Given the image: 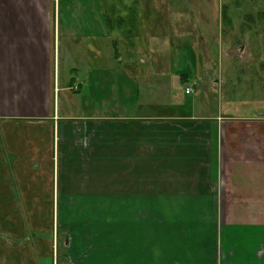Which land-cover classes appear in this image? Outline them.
Masks as SVG:
<instances>
[{"label":"crops","instance_id":"0c3cea01","mask_svg":"<svg viewBox=\"0 0 264 264\" xmlns=\"http://www.w3.org/2000/svg\"><path fill=\"white\" fill-rule=\"evenodd\" d=\"M204 2L0 0V264H264V67L217 51L264 22Z\"/></svg>","mask_w":264,"mask_h":264},{"label":"rangeland","instance_id":"374dc122","mask_svg":"<svg viewBox=\"0 0 264 264\" xmlns=\"http://www.w3.org/2000/svg\"><path fill=\"white\" fill-rule=\"evenodd\" d=\"M64 3V7L67 9L70 6H87L88 4H93L97 0H62ZM195 1V0H194ZM207 1L203 3L205 6L207 5ZM19 5L20 2L18 1ZM105 4H109V0H104ZM223 9L226 8V11L224 10V21H235V22H244L249 23L251 20L258 21V22H264V0H223ZM23 9H29V6L26 2L22 4ZM253 16H252V15ZM72 15L76 16L74 17L75 20H84L79 15L80 13H73ZM14 20L19 23V25L23 26L25 21H28V17L26 14H17L14 17ZM69 20V19H68ZM71 20V19H70ZM225 29H227L225 27ZM226 39H228L225 43L220 44L218 47V52H220L224 59L230 58V64L228 65L229 69H233L236 66H238V70H240L239 74L244 71V69H247L251 65L255 64V69L263 68L264 65L257 63L258 60L253 61V58L255 56H262L263 57V63H264V43H258V44H251V38L246 39L243 42H240L239 44H236V39H232V37H228V31H225ZM88 45H76V44H67V41L62 42L60 45V51L58 48V45L55 46L53 42L51 44L49 43L46 46V52L49 57V69L52 70L54 66V53L57 52V58L58 54L60 56V70H61V77L62 82H75L74 79H79V83L83 85V90L80 91L78 95L79 101V108H76L74 110V113L77 115H84L86 116L88 109H87V87H86V69L88 67L89 62L87 61L86 57V51H87ZM183 48V50L186 52L188 49L185 47H179ZM33 50V49H32ZM209 51H211L209 46ZM71 51V52H70ZM261 54H258L260 53ZM74 53L76 56L74 61H69L71 54ZM70 54V55H68ZM80 55L81 59L77 56ZM83 55H85L83 58ZM79 60V61H78ZM179 62H177L178 64ZM257 63V64H256ZM183 67L184 64H181ZM175 69H177V66L175 65ZM249 74V72L247 73ZM245 78V76H244ZM252 76L250 74V78H248L249 81H251ZM189 82H192V79L189 80ZM264 97V95H263ZM260 98V97H259ZM72 110V109H71ZM59 240V237H58ZM63 247L61 248V242H60V253H59V260L62 256ZM58 255V252H57ZM50 264H52V260L49 261Z\"/></svg>","mask_w":264,"mask_h":264},{"label":"trees","instance_id":"16d2710c","mask_svg":"<svg viewBox=\"0 0 264 264\" xmlns=\"http://www.w3.org/2000/svg\"><path fill=\"white\" fill-rule=\"evenodd\" d=\"M225 11H226V8L224 9ZM252 15V14H251ZM253 16V15H252ZM223 21H224V11H223ZM226 24L225 25H227V24H230L231 23V21H224ZM252 22H258V21H254V20H251L250 22H249V24H252ZM258 23H261V22H258ZM246 24H248V23H246ZM258 54H261V52L260 53H258Z\"/></svg>","mask_w":264,"mask_h":264},{"label":"built area","instance_id":"2783aa9c","mask_svg":"<svg viewBox=\"0 0 264 264\" xmlns=\"http://www.w3.org/2000/svg\"><path fill=\"white\" fill-rule=\"evenodd\" d=\"M192 92V89H191V87H189L187 90H186V93L187 94H190Z\"/></svg>","mask_w":264,"mask_h":264}]
</instances>
